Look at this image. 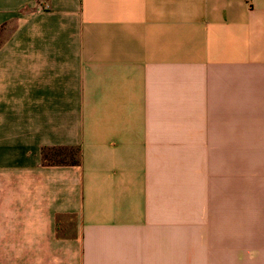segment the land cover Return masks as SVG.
<instances>
[{
  "label": "crops",
  "instance_id": "obj_1",
  "mask_svg": "<svg viewBox=\"0 0 264 264\" xmlns=\"http://www.w3.org/2000/svg\"><path fill=\"white\" fill-rule=\"evenodd\" d=\"M1 25L0 264H264V0H0Z\"/></svg>",
  "mask_w": 264,
  "mask_h": 264
},
{
  "label": "trees",
  "instance_id": "obj_2",
  "mask_svg": "<svg viewBox=\"0 0 264 264\" xmlns=\"http://www.w3.org/2000/svg\"><path fill=\"white\" fill-rule=\"evenodd\" d=\"M5 25L0 26V44L2 43L1 36ZM41 164L45 166H78L81 163L82 152L80 146L77 145H51L42 146Z\"/></svg>",
  "mask_w": 264,
  "mask_h": 264
},
{
  "label": "rangeland",
  "instance_id": "obj_3",
  "mask_svg": "<svg viewBox=\"0 0 264 264\" xmlns=\"http://www.w3.org/2000/svg\"><path fill=\"white\" fill-rule=\"evenodd\" d=\"M13 26L12 27H5L4 30L2 31V36H1V40L4 39L12 30Z\"/></svg>",
  "mask_w": 264,
  "mask_h": 264
}]
</instances>
